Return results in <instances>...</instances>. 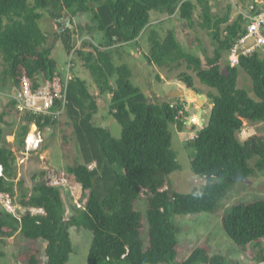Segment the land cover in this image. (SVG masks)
Masks as SVG:
<instances>
[{
	"label": "trees",
	"instance_id": "16d2710c",
	"mask_svg": "<svg viewBox=\"0 0 264 264\" xmlns=\"http://www.w3.org/2000/svg\"><path fill=\"white\" fill-rule=\"evenodd\" d=\"M200 3L202 25L210 28L216 43L214 54L207 56L206 67L200 57L185 50L174 30L162 37L152 28L149 36L151 50L147 59L151 64L175 68L187 60L195 66L199 79L216 90L208 94L213 104L209 121L198 130L195 139L185 143L196 149L192 169L205 183L188 193H170V187L162 189L167 176L179 167L172 149L170 125L177 124L179 130H184V116L176 118L179 107L184 105L177 108L169 100L151 101L132 82L130 66L116 63L114 48L128 44L140 46L143 33L152 27L153 10L171 16L179 13L194 27L196 3L193 0H0L2 79L5 83L12 82L18 90L25 84L38 90L39 80L45 79L53 97V109L65 103L83 158V162L68 166L67 172L89 191L87 201L77 205L67 217L62 191L48 180L47 169L31 171V183L25 175L19 176L18 155L4 143L3 124L8 111L0 113V193L16 199L17 190L20 191L15 213L0 207V241L19 232L26 240L38 243V247L27 246L19 254L21 264H68L74 251L73 226L93 232L87 264L227 263L223 255L213 253L205 243L196 246L186 258H179L180 229L173 216L214 212L235 185L245 182L258 170L264 171V134L240 138L245 126L264 121V58L257 50L251 56H242L239 65L229 63L223 71L225 53L245 32L243 15L230 22V8L226 15L220 16L213 14L208 0ZM44 11L61 27L54 35L62 40L69 55L82 59L100 94H112L110 112L122 125L120 138H115L109 128L94 123L99 104L86 79L71 78L65 94L63 74L53 56L54 46L40 25ZM65 12L73 17L70 23L76 25L75 31L70 25L63 28L61 19ZM81 15H89L90 20L76 23L75 18ZM93 31L102 35L101 45L85 43L91 47L89 52L85 48L76 50L74 35ZM241 70L251 77L257 99L239 87ZM180 79L195 88L192 76L182 74ZM25 119L28 123L16 134L23 149L30 125L35 124L43 131L57 122L51 116L34 113L26 114ZM143 190L147 199L145 211L137 208ZM37 209L40 211L35 212ZM146 222L147 245L143 237ZM222 224L237 245L255 243L263 252L264 198L232 205L223 215ZM40 241L46 242L44 263Z\"/></svg>",
	"mask_w": 264,
	"mask_h": 264
},
{
	"label": "rangeland",
	"instance_id": "374dc122",
	"mask_svg": "<svg viewBox=\"0 0 264 264\" xmlns=\"http://www.w3.org/2000/svg\"><path fill=\"white\" fill-rule=\"evenodd\" d=\"M193 1L197 5L194 27L186 19H183L179 13L171 16L168 12L153 10L151 12L152 27L143 33L140 38V46L128 44L114 48L116 63L128 64L130 66L133 72L131 77L132 82L136 86H139L149 96L151 101L160 102L161 100H169L175 105L181 103L185 105V102L189 103L190 112L182 118L185 121H187L189 116L198 114L200 106L197 105L192 97H183L182 100L180 97H169V93L173 90L187 89V84L180 79V76L182 74L192 76L195 88L201 94L204 93L207 96L208 103H205L203 106V122H195L190 127L185 122L184 130H179L177 124L171 123L170 125L171 131L173 132L172 149L177 156V163L179 165L178 169L167 176L166 179L164 190L170 187V193L175 191L188 193L195 187L202 186L205 183V180L197 177L192 169L191 160L196 149L193 146L190 148L187 147L185 143L189 141L188 137L191 130L198 132L209 121L211 106L213 107L208 97L211 87L199 79L195 66L187 60H183L182 64L179 66L176 65L175 68H169L168 66L162 67L155 63L151 64L147 59L151 50L149 36L152 28H156L162 37H165L170 30H174L185 50L192 55L200 57L203 66L206 67L207 56L214 54L216 43L211 36L210 28L202 25L204 20L203 5L200 3V0ZM208 1L212 6L213 14L224 16L230 8V22H232L237 19L240 13L246 11L254 0ZM71 19H73L72 16L67 21V26L74 25L75 31L77 27L75 24L71 25ZM89 20V15H81L80 18H75L76 23ZM40 25L42 30L48 34L50 44L54 46L53 56L58 61L59 71L63 74L65 84L71 77L81 76L86 79L89 83V89L95 95L99 104V110L94 117V123L109 128L115 138H120L122 125L110 112L112 94H100L99 87L92 78L88 68L84 66L82 59L73 54L69 55L62 40L54 35L61 30V27L46 12L40 20ZM101 42L102 35L99 32L93 31L90 34L88 32L76 33L73 44L76 50L85 48L86 52H89L91 47L85 45V43L101 45ZM258 50L261 57L264 58V47ZM228 65V53H225L222 61L223 71H226ZM3 69L4 63L0 58V113L8 111L6 121L3 124L5 131L4 143L16 151L18 155L19 176L22 174L25 175L29 183H31L29 179L31 171L37 168H45L48 170L47 178L52 184L61 189L66 203L67 217H70L74 213L77 205H82L87 201L89 194V191L84 190L80 183L76 181L74 175L67 172L68 166L83 162L72 119L68 117L65 111L57 119L56 123L47 126L43 131H39V128L33 124L30 125L23 149V146L19 145L17 141L16 134L28 122L25 119L26 114L20 113V111L15 109V106H11L14 102V95L18 91L12 82H4V79H2ZM239 87L245 88L253 98L257 99L253 89L252 79L243 70H241L239 77ZM31 132L34 134L33 142H30ZM243 132H248V135ZM255 133L264 134V121L248 124L245 129L241 130L240 138L244 140ZM252 164H254V161ZM19 198L20 191L17 190L16 199L12 197L9 199L11 209H16L19 206ZM260 198H264V171L258 170L245 182L235 185L223 200L219 202L214 212L204 211L174 215L173 220L180 229L178 236L181 247L179 258H186L196 246L205 243L212 248L213 253L223 255L227 259L226 264H264V243L262 244L263 256H261V250L255 243H251L248 246H239L233 242L226 234L222 224L223 215L232 205L258 200ZM0 200L2 201L1 197ZM146 200V195L143 190V194L137 203V208L141 211L146 210ZM4 209L7 210L6 207ZM35 211L40 210L37 209ZM71 234L74 242V251L71 254L68 264H87L89 249L93 240V232L84 227L73 226L71 227ZM143 237L147 245V222L143 231ZM27 246L38 247V243L26 240L19 232L11 237L3 238L0 241V264H21L17 257ZM45 247L46 242L40 241L39 249L41 250L42 263L46 259ZM172 264L177 263L174 262Z\"/></svg>",
	"mask_w": 264,
	"mask_h": 264
},
{
	"label": "built area",
	"instance_id": "2783aa9c",
	"mask_svg": "<svg viewBox=\"0 0 264 264\" xmlns=\"http://www.w3.org/2000/svg\"><path fill=\"white\" fill-rule=\"evenodd\" d=\"M240 14H242L244 18L243 25L245 27V32L241 33V36L235 40L228 52L229 63L232 66L239 65L242 56H251L258 49L264 47V0H254L247 10ZM68 81L65 84V94ZM39 84L41 86L38 90H33L28 84L23 85L19 90L17 89L18 93L16 92L14 95V106L16 110L20 111L22 114L34 113L51 116L53 120L58 119L60 115L66 111L65 103L61 108L53 109L54 101L50 94L48 83L45 79H42L39 80ZM179 105H176V107L178 108ZM188 111L189 103L185 102L183 107H179L176 118L179 119L185 116ZM191 120L192 119L189 121ZM197 136V132H192L189 133L188 139L193 140ZM0 174H2L1 168ZM0 197L2 199V201L0 200V207H6L8 211L15 213L19 206L16 207V209H11L9 200L11 196L9 194L0 193Z\"/></svg>",
	"mask_w": 264,
	"mask_h": 264
},
{
	"label": "water",
	"instance_id": "95a60500",
	"mask_svg": "<svg viewBox=\"0 0 264 264\" xmlns=\"http://www.w3.org/2000/svg\"><path fill=\"white\" fill-rule=\"evenodd\" d=\"M71 14L69 12H65V15L63 16V18L61 19L62 23H63V28L67 27V21L70 19ZM72 29L74 30V25L71 26ZM169 97L170 98H175V97H192L194 98V101L197 103V105L200 106L199 109V114L197 117L194 118V120L191 122L192 124L194 122H197V119H199L200 122L202 121V115L204 112L203 106L205 105V97L200 94L195 88H193L189 83H187V89L184 90H173L169 93Z\"/></svg>",
	"mask_w": 264,
	"mask_h": 264
},
{
	"label": "clouds",
	"instance_id": "9594fccd",
	"mask_svg": "<svg viewBox=\"0 0 264 264\" xmlns=\"http://www.w3.org/2000/svg\"><path fill=\"white\" fill-rule=\"evenodd\" d=\"M228 60H229V59H228ZM198 92H199V91H198ZM199 93H200V92H199ZM200 94H201V93H200ZM181 100H182V98H181ZM199 109H200V108H199ZM189 112H190V111H188V113H189ZM188 113H187V114H188ZM187 114H186V115H187ZM198 114H199V113H198ZM190 119H192V120L189 121ZM193 120H194L193 116H189V117H188V119H187L186 122H188L187 125H189V127L194 125L195 122H194L193 124L191 123ZM202 120H203V119H202ZM33 125H35V124H33ZM35 126H37V125H35ZM245 127H246V126H245ZM245 127H244V128H245ZM244 128H243V129H244ZM192 132H196V131H192ZM244 140H245V139H244ZM162 190H164V187H163ZM35 212H37V211H35Z\"/></svg>",
	"mask_w": 264,
	"mask_h": 264
},
{
	"label": "crops",
	"instance_id": "0c3cea01",
	"mask_svg": "<svg viewBox=\"0 0 264 264\" xmlns=\"http://www.w3.org/2000/svg\"><path fill=\"white\" fill-rule=\"evenodd\" d=\"M183 87V86H182ZM180 89V88H179ZM182 90H183V88H182ZM210 91H213V92H216L215 91V89H213V88H211V89H209ZM204 94V93H203ZM202 94V95H203ZM205 95V96H204ZM203 96L205 97V103H208V100H207V96H206V94H204ZM213 105V104H212ZM211 109H212V106H211ZM198 116V114H195L194 116H193V118H195V117H197ZM186 124H188V122H186ZM245 129V128H244ZM192 131H194V130H191V132H189V133H192ZM244 133V132H243ZM244 134H247L248 135V132H246V133H244Z\"/></svg>",
	"mask_w": 264,
	"mask_h": 264
},
{
	"label": "bare ground",
	"instance_id": "6f19581e",
	"mask_svg": "<svg viewBox=\"0 0 264 264\" xmlns=\"http://www.w3.org/2000/svg\"><path fill=\"white\" fill-rule=\"evenodd\" d=\"M199 121V119L197 120V122ZM34 140V134L31 132L30 133V142H33Z\"/></svg>",
	"mask_w": 264,
	"mask_h": 264
}]
</instances>
